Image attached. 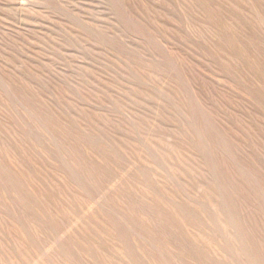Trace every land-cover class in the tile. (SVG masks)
<instances>
[{
    "label": "rangeland",
    "instance_id": "1",
    "mask_svg": "<svg viewBox=\"0 0 264 264\" xmlns=\"http://www.w3.org/2000/svg\"><path fill=\"white\" fill-rule=\"evenodd\" d=\"M0 92L2 264H264V0H0Z\"/></svg>",
    "mask_w": 264,
    "mask_h": 264
},
{
    "label": "bare ground",
    "instance_id": "2",
    "mask_svg": "<svg viewBox=\"0 0 264 264\" xmlns=\"http://www.w3.org/2000/svg\"><path fill=\"white\" fill-rule=\"evenodd\" d=\"M226 2V1H225ZM228 3V2H227ZM232 4V3H231ZM233 7H234V5H233ZM202 26V25H201ZM204 26V25H203ZM206 27V26H205ZM8 85V84H7ZM9 87V86H8ZM10 90V89H9ZM1 93V92H0ZM11 93V92H10ZM23 95V94H22ZM2 96V95H1ZM15 96V95H14ZM18 96V95H17ZM16 98V97H15ZM22 98V97H21ZM1 99V98H0ZM23 99V98H22ZM5 100V99H4ZM21 100V99H20ZM5 102H6V100H5ZM13 103V102H12ZM21 103V102H20ZM32 103V102H31ZM9 104V103H8ZM22 104H23V102H22ZM25 105V107H26V104H24ZM28 106V105H27ZM1 108V107H0ZM18 108V107H17ZM9 109V108H8ZM19 109V108H18ZM27 110H28V108H26ZM42 109V108H41ZM10 110V109H9ZM1 111V110H0ZM4 110H2V112H3ZM12 111V110H11ZM43 111H44V109H43ZM1 112V113H2ZM31 112H32V110H31ZM30 112V113H31ZM0 113V114H1ZM23 113V112H22ZM24 114V113H23ZM31 114H33V113H31ZM36 113H34V115H32V116H37V115H35ZM2 115V114H1ZM0 115V116H1ZM6 115V114H5ZM47 115V114H46ZM3 116V115H2ZM48 116V115H47ZM5 117V116H4ZM24 117H25V114H24ZM27 117V116H26ZM6 119H7V117H5ZM1 120V119H0ZM9 120V119H8ZM27 120V119H26ZM3 121V120H2ZM10 121V120H9ZM1 122V121H0ZM30 122H32L31 120H30ZM32 124H34V123H32ZM49 124V123H48ZM3 125L5 126V124L3 123ZM35 125V124H34ZM7 126V125H6ZM22 126V125H21ZM51 126H52V124H51ZM23 127V126H22ZM38 127V126H37ZM7 128V127H6ZM24 128V127H23ZM2 129H3V127H2ZM38 129L40 130V128L38 127ZM6 130V129H5ZM4 130V131H5ZM12 130V129H11ZM13 131V130H12ZM14 132V131H13ZM52 132V131H51ZM7 133V132H6ZM54 133V132H53ZM13 134H16V133H13ZM43 134H44V132H43ZM1 135V134H0ZM10 136V135H9ZM15 136V135H14ZM58 135H56L55 137H57ZM2 137V136H1ZM11 137V136H10ZM16 137H19V136H16ZM47 137V136H46ZM59 137V136H58ZM12 138V137H11ZM5 139V138H4ZM17 139V138H16ZM24 140V139H23ZM62 140V139H61ZM13 141H14V139H13ZM3 141H1V143H2ZM18 142H20V140L18 141ZM14 143H15V141H14ZM3 144V143H2ZM64 144V143H63ZM16 145V144H15ZM21 145H23V144H21ZM7 146V145H6ZM26 146V145H25ZM5 147V146H4ZM3 148V147H2ZM68 148V147H67ZM9 149V148H8ZM47 149V148H46ZM71 151H72V149H71ZM70 152V151H69ZM74 152V151H73ZM5 153H8V152H5ZM13 154V153H12ZM71 154V153H70ZM79 155V154H78ZM77 155V156H78ZM8 156V155H7ZM73 156V155H72ZM17 158V157H16ZM8 160H10L9 158H8ZM15 160V159H14ZM12 161V160H11ZM10 162V161H9ZM9 162H8V166L10 165L9 164ZM10 163H12V162H10ZM16 164H17V162H16ZM15 164V165H16ZM72 164H74V163H72ZM84 164V163H83ZM93 165V164H92ZM19 166V165H18ZM75 166V165H74ZM85 166H86V164H85ZM84 166V167H85ZM20 167V166H19ZM22 167V166H21ZM20 167V168H21ZM87 167V166H86ZM92 167V166H91ZM76 168V167H75ZM80 168V167H79ZM88 168V167H87ZM94 168V167H93ZM24 169V168H23ZM77 170H78V168H76ZM94 169H96V167L94 168ZM70 170V169H69ZM80 170V169H79ZM90 170V169H89ZM92 170H90V171H88V172H91ZM24 172V171H23ZM83 172V171H82ZM100 172V171H99ZM26 174L28 175V173L26 172ZM90 174V173H89ZM83 175H85V173L83 172ZM82 175V176H83ZM87 175V174H86ZM92 175V174H91ZM17 176V175H16ZM30 175H28V178L30 179L31 178V176L29 177ZM20 177V176H19ZM84 177V176H83ZM89 177V176H88ZM22 178H23V176H22ZM24 179V178H23ZM33 178H31V180H32ZM87 179V178H86ZM89 179V178H88ZM90 180V179H89ZM32 182H33V180H32ZM90 182V181H89ZM34 183H35V181H34ZM93 183V182H92ZM95 183V182H94ZM22 184H25V183H22ZM17 190V189H16ZM17 192V191H16ZM18 192H22V191H18ZM24 194H26V193H24ZM128 194V193H127ZM104 197H103V200H105L106 198H105V195H103ZM124 196H126V195H124ZM132 196V195H131ZM26 197H27V195H26ZM129 198V197H128ZM132 199H134V198H132ZM128 200V199H127ZM41 201H42V199H41ZM135 201H137V200H135ZM43 202V201H42ZM112 203V202H111ZM109 204V203H108ZM109 205H111V204H109ZM10 206V205H9ZM19 206V205H18ZM115 207V206H114ZM142 207V206H141ZM148 213H150V212H148ZM21 214H23V212L21 213ZM24 215V214H23ZM147 215H149V214H147ZM22 216V215H21ZM26 216V215H25ZM34 216V215H33ZM150 216V215H149ZM133 217V216H132ZM2 218V217H1ZM3 219V218H2ZM24 219V218H23ZM150 219H152V218H150ZM159 220H160V218H158ZM45 220V224H46V226H47V228H51V226L53 225V224H51V222H50V218H45L44 219ZM144 221H146V220H144ZM33 222H35V221H33ZM36 224V223H35ZM38 224V223H37ZM162 224H163V222H162ZM39 225V224H38ZM156 226H158V225H156ZM155 227V226H154ZM153 227V228H154ZM156 229V228H155ZM35 231V230H34ZM60 231V230H59ZM150 232V231H149ZM60 233V232H59ZM62 233V235L60 236L61 237V239H64L63 238V234H64V231H62L61 232ZM66 233V232H65ZM161 233V232H160ZM150 234H151V232H150ZM52 235V234H51ZM65 235H67V234H65ZM64 235V236H65ZM160 235V234H159ZM42 236V235H41ZM40 236V237H41ZM40 237H36V240H40V241H42V246L43 247H46V246H48L47 247V249L45 250V253H50V254H53V255H55V256H59L61 253H62V251H63V249H60V252H57L56 250H54L53 248H52V246L51 245H49L50 243H52V244H54L55 242L51 239V238H48V239H44V240H42ZM187 238V237H186ZM185 239V238H184ZM172 241H174V240H172ZM14 243L16 244V240H14ZM1 244V243H0ZM68 250V249H67ZM74 250H75V248H74ZM78 251V250H77ZM68 252H71V251H68ZM187 254H189L191 257H192V259H193V262H194V264H215L213 261H211L210 259H206V258H204L201 254H200V252L196 249V248H193V249H191V248H187L186 249V251H185ZM80 252H78V254H79ZM258 253V252H257ZM259 253H264V249H260V251H259ZM159 254H160V256H157V258L163 263V264H176V263H171V262H169V259L167 260L165 257H163L162 256V251H160L159 250ZM165 254H167L166 252H165ZM154 255V254H153ZM81 256V255H80ZM79 256V257H80ZM82 257V256H81ZM83 258V257H82ZM9 263L11 264L12 262L11 261H9ZM79 263V262H78ZM77 263V264H78ZM87 263V262H86ZM0 264H2V262H1V259H0ZM31 264H33V263H31ZM34 264H38V263H36V262H34ZM180 264H188L183 258H182V262L180 263Z\"/></svg>",
    "mask_w": 264,
    "mask_h": 264
}]
</instances>
